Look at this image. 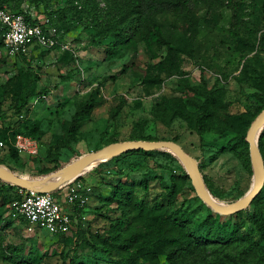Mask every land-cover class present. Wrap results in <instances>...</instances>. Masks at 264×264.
I'll return each mask as SVG.
<instances>
[{
	"label": "rangeland",
	"instance_id": "obj_1",
	"mask_svg": "<svg viewBox=\"0 0 264 264\" xmlns=\"http://www.w3.org/2000/svg\"><path fill=\"white\" fill-rule=\"evenodd\" d=\"M0 1L7 11L43 18L46 5L57 11L66 0ZM92 1L100 11H90L83 20L68 13L56 24L63 49L36 47L25 57H15L0 47V114L8 119L2 127L16 128L12 144L21 137L36 147L35 154H8L0 146V165L25 180L41 181V170L51 175L113 140L127 142L150 134L157 141L174 139L193 158L214 200L233 204L248 194L256 173L247 142L245 149L234 151L229 148L231 132L200 135L194 118L176 116L166 125L153 112L161 109L163 101L194 98L192 89L203 87L220 90L231 115L248 112L256 117L264 109V0H191V19L185 12L152 10L146 12L147 19L133 14L122 24L127 40L108 36L95 25L100 15L116 13L109 11L111 2L126 0ZM157 29L175 49L173 57L166 43L153 41ZM248 61H252L250 69L243 73ZM90 101L93 109L69 137L72 116ZM255 141L264 155V124ZM79 179L88 202L65 235L30 229L13 213L15 188L0 181V264H119L123 252L133 251L131 236L145 227L146 222L135 220L138 202L165 214L188 208L195 213L186 225L192 231L208 215L225 230L236 225V240L181 253L174 259L176 264H257L260 260V251L251 244L258 236L245 220V209L264 213V200L230 215L209 211L195 193L184 163L172 151L112 156L90 166ZM142 242L156 258L149 260L144 251L137 264H171L166 251H156V242Z\"/></svg>",
	"mask_w": 264,
	"mask_h": 264
},
{
	"label": "trees",
	"instance_id": "obj_2",
	"mask_svg": "<svg viewBox=\"0 0 264 264\" xmlns=\"http://www.w3.org/2000/svg\"><path fill=\"white\" fill-rule=\"evenodd\" d=\"M203 1V0H202ZM191 0H147L143 3V0H126L121 4H116L115 1L111 2L112 6L109 11H116L115 14L106 13L100 15L98 17V22L95 24L97 28L101 29V31L112 37L120 38L121 40H127L125 35L126 29L122 27V24L128 20V18L133 15H146L147 11L159 10L166 11L168 13H173L175 15H179L180 13L185 12V17L187 19H191L194 11L191 6ZM0 8H4L2 6V1H0ZM6 9V8H5ZM90 11H100L98 5L95 4L92 0H66L65 7L54 11L50 9L46 5L44 14L49 20V24L54 26L57 30L58 37L60 38L59 32L60 29L56 25L60 19H63L66 14L71 13L75 15L79 20H83L86 18ZM16 14H21L23 12H13ZM117 13L119 15H117ZM143 15V16H144ZM26 19L34 24L36 23V19H30V16L27 14ZM134 29L137 30V27ZM155 38L153 41H159L160 43L167 44V52L173 57L174 56V48L169 41H164L159 30L157 29L155 32ZM0 47L3 48V39L2 32L0 31ZM36 47H34L35 49ZM57 47H53L50 49H55ZM26 55H16L15 57H25ZM252 64V61H248L246 63V67L243 73H247L250 69L249 65ZM196 93V97L186 99V101L179 102H168L163 101L161 103V109L158 111H154V117L161 122L169 125L172 120L176 116H181L184 119L190 120L194 118L195 130L200 135L207 131H216L219 133L231 132L233 133V137L230 142V149L237 151L245 149L248 145L245 141L247 132L255 120L256 117L249 116V113L244 112L240 115H231L227 109V103L223 99V95L220 90H208L203 87V89H192ZM46 93V92H45ZM45 95V94H43ZM257 97L262 99L261 95H257ZM263 100V99H262ZM94 107L92 101L88 104H84L75 112L72 116L71 123L67 130V134L69 137L75 135V128L77 123L80 121L82 116L89 113ZM189 110H194L196 112L193 115ZM118 107L113 109L112 116H116L118 112ZM22 109L19 107L15 109V114L18 116L21 114ZM7 116L4 113L0 114V142L3 143V147L13 152V154L17 153V150L14 149L12 141L14 135L16 133V128L12 125L11 129L3 128L2 123L6 122ZM18 121V120H17ZM20 121V120H19ZM13 138V139H12ZM129 141H138V140H146V141H157L152 135H147L145 138H137L130 137ZM175 140L173 139L172 142ZM117 141L113 140L110 144L116 143ZM7 143H11V147H7ZM261 153L260 146L258 147ZM167 150V149H163ZM148 154L149 151H131L127 152V154ZM262 159L264 163V155L262 154ZM60 170V169H59ZM39 173H42L45 179L49 176V170H41ZM15 188V197L14 201L20 199L19 188L13 186ZM60 189H56L55 192H59ZM264 200V186L261 189L260 193L256 195V197L252 200L251 205H254L260 201ZM12 201V202H14ZM139 203V211L135 217L136 222H146L145 227H142L139 231L134 232V234L130 238L131 245L133 244V251L129 254L123 252L120 257L118 263L119 264H137L138 257L141 253L145 251L146 257L149 260L155 262L156 255L154 252H147L145 250V243H139L141 239L149 240L151 242H156V251L158 253L167 252V260L171 261V264H176L174 261L175 258L179 256L181 253H186L188 251H194L198 248H205L210 244H216L225 246L233 240H236L239 235L236 234L237 227L236 225L232 230H225L223 227H219L216 225L214 220L210 215H208L201 227L197 230L192 231L191 229H187V223H191V218L195 215V213L191 212L188 208L177 209L171 213H160V211L156 210L155 207L147 208ZM2 205V203L0 204ZM203 205V204H202ZM207 208V207H206ZM209 211L212 209L207 208ZM245 209V220L250 223L255 229L258 239L253 241L252 246L257 247L260 251V260L257 264H264V213L260 210L250 211ZM80 212L79 208L73 209L72 211V220L74 217H78ZM240 214L237 213L236 216ZM80 221V218H78ZM183 224V225H182ZM65 235V234H59ZM157 238V239H154ZM66 243H70L71 240L67 238L65 240ZM196 264V263H192ZM218 264V263H211Z\"/></svg>",
	"mask_w": 264,
	"mask_h": 264
},
{
	"label": "built area",
	"instance_id": "obj_3",
	"mask_svg": "<svg viewBox=\"0 0 264 264\" xmlns=\"http://www.w3.org/2000/svg\"><path fill=\"white\" fill-rule=\"evenodd\" d=\"M26 15L27 13L16 14L0 8V31L3 50L7 55H27L34 47L64 48L58 39L56 28L49 24L47 17L29 15L30 19L37 21L32 24L26 19ZM0 146H3L2 142ZM13 147L19 153H36L32 142L21 137H16ZM59 189L57 193H37L19 188L20 199L12 203L13 213L26 221L30 229L37 227L51 234H68L72 228L73 209H81L88 202L86 187L79 178H75Z\"/></svg>",
	"mask_w": 264,
	"mask_h": 264
},
{
	"label": "water",
	"instance_id": "obj_4",
	"mask_svg": "<svg viewBox=\"0 0 264 264\" xmlns=\"http://www.w3.org/2000/svg\"><path fill=\"white\" fill-rule=\"evenodd\" d=\"M264 124V109L258 114L252 122L247 135L246 142L249 145L254 157L256 182L250 192L233 204L221 203L214 200L207 192L202 183L197 165L193 158L176 143L170 141H127L116 142L106 147L92 152L89 155L61 168L57 172L49 175L41 181L25 180L12 172L3 165H0V181L4 180L12 186L31 190L37 193L52 192L59 189L67 182L79 178L81 174L95 162L104 161L112 156L121 155L131 151H153L158 149H167L176 154L184 163L191 185L197 196L213 211L222 215H230L247 208L252 200L258 195L264 185V163L260 150L256 144L255 136L259 128ZM106 157V158H105ZM5 167V169H3Z\"/></svg>",
	"mask_w": 264,
	"mask_h": 264
},
{
	"label": "bare ground",
	"instance_id": "obj_5",
	"mask_svg": "<svg viewBox=\"0 0 264 264\" xmlns=\"http://www.w3.org/2000/svg\"><path fill=\"white\" fill-rule=\"evenodd\" d=\"M106 158V157H105ZM95 163H97V162H95ZM3 169H5V167H3Z\"/></svg>",
	"mask_w": 264,
	"mask_h": 264
}]
</instances>
